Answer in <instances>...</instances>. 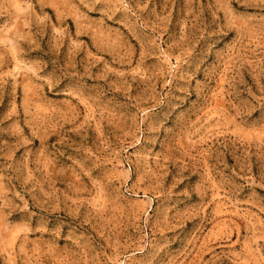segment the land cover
Wrapping results in <instances>:
<instances>
[{"label": "rangeland", "instance_id": "374dc122", "mask_svg": "<svg viewBox=\"0 0 264 264\" xmlns=\"http://www.w3.org/2000/svg\"><path fill=\"white\" fill-rule=\"evenodd\" d=\"M0 264H264V0H0Z\"/></svg>", "mask_w": 264, "mask_h": 264}]
</instances>
